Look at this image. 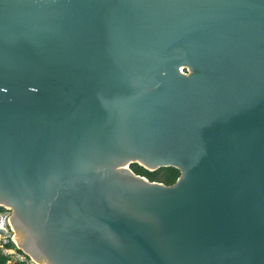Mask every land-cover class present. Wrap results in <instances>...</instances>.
<instances>
[{
    "label": "water",
    "instance_id": "95a60500",
    "mask_svg": "<svg viewBox=\"0 0 264 264\" xmlns=\"http://www.w3.org/2000/svg\"><path fill=\"white\" fill-rule=\"evenodd\" d=\"M0 205L44 264H264V0H0Z\"/></svg>",
    "mask_w": 264,
    "mask_h": 264
},
{
    "label": "built area",
    "instance_id": "2783aa9c",
    "mask_svg": "<svg viewBox=\"0 0 264 264\" xmlns=\"http://www.w3.org/2000/svg\"><path fill=\"white\" fill-rule=\"evenodd\" d=\"M11 208L0 205V252L12 264H44L28 254L17 242L15 229L11 223Z\"/></svg>",
    "mask_w": 264,
    "mask_h": 264
},
{
    "label": "trees",
    "instance_id": "16d2710c",
    "mask_svg": "<svg viewBox=\"0 0 264 264\" xmlns=\"http://www.w3.org/2000/svg\"><path fill=\"white\" fill-rule=\"evenodd\" d=\"M134 165V164H133ZM181 172L175 167H165L155 170L149 175L150 180H157L167 185L174 184ZM0 264H12L7 263L6 257L0 252Z\"/></svg>",
    "mask_w": 264,
    "mask_h": 264
},
{
    "label": "rangeland",
    "instance_id": "374dc122",
    "mask_svg": "<svg viewBox=\"0 0 264 264\" xmlns=\"http://www.w3.org/2000/svg\"><path fill=\"white\" fill-rule=\"evenodd\" d=\"M130 169H131L134 173H136L137 175H140V176H143V177H145V178H148L149 180H150L149 175H150L151 173L154 172L153 170H150V169H148L147 167L142 166V165H139V164L131 165V166H130ZM180 175H181V174H180ZM179 177H180V176H179ZM179 177H178V178H179ZM178 178H177V179H178ZM150 181L160 182V181H157V180H150ZM160 183H163V182H160Z\"/></svg>",
    "mask_w": 264,
    "mask_h": 264
},
{
    "label": "flooded vegetation",
    "instance_id": "af4514ba",
    "mask_svg": "<svg viewBox=\"0 0 264 264\" xmlns=\"http://www.w3.org/2000/svg\"><path fill=\"white\" fill-rule=\"evenodd\" d=\"M11 211H12V215H13V210L11 209Z\"/></svg>",
    "mask_w": 264,
    "mask_h": 264
}]
</instances>
